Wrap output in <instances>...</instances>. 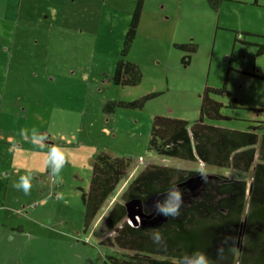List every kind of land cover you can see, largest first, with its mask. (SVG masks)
<instances>
[{"label": "rangeland", "instance_id": "obj_1", "mask_svg": "<svg viewBox=\"0 0 264 264\" xmlns=\"http://www.w3.org/2000/svg\"><path fill=\"white\" fill-rule=\"evenodd\" d=\"M221 3L216 11L209 0H0V151L8 140L7 165L31 184L27 194L16 187L20 178L10 188L11 209L4 214L13 221L11 233L0 234V264H108L107 256L122 250L100 244L115 232L105 229V216L146 164L204 174L195 191L180 188L185 205L202 198L207 182L218 185L231 176L222 168L149 150L155 116L196 122L209 87L230 92L211 97L222 101V112L233 119L208 123L238 130L263 124L264 136V76H257L264 75V53H259L264 0ZM136 11L138 33L125 59L140 66L143 78L137 86H120L110 77L124 58ZM240 31L252 33L241 37ZM185 44L197 48L189 64L183 61L188 53L178 46ZM151 93L159 94L144 107L104 109L109 101ZM231 97L238 98L239 107H227ZM50 149H57L55 163ZM101 151L139 163L86 230L84 194ZM18 209H25L24 216ZM149 210V223L163 220Z\"/></svg>", "mask_w": 264, "mask_h": 264}, {"label": "trees", "instance_id": "obj_2", "mask_svg": "<svg viewBox=\"0 0 264 264\" xmlns=\"http://www.w3.org/2000/svg\"><path fill=\"white\" fill-rule=\"evenodd\" d=\"M222 1L209 0L216 11ZM140 14L137 11L133 14L122 51L124 58L120 59L113 79L114 84L120 86H137L143 78L140 66L125 60L138 33ZM178 46L188 53L183 61L189 64L196 45ZM260 53H264V46ZM209 90L231 95L225 87L209 88L204 95L201 117L196 122L155 116L149 150L163 157L222 168L237 175L238 180H230L228 175L218 185L207 182L202 198L184 205L179 217L167 218L157 226H135L129 220L126 202L137 198L147 202L155 195L166 194L170 186L202 173L177 166L146 164L127 186L122 201L115 203L105 216V229L115 232L100 244L122 250L109 254L108 264H183L177 260L195 252L206 254L210 264H264V136L260 137V125L238 130L208 123L206 119H233L222 112L225 108L222 102L209 98ZM158 94L151 93L132 101H109L104 109L112 112L115 105L141 108ZM228 107H239L238 99L231 97ZM136 161L139 163L138 159L103 151L96 156L90 188L84 194L88 208L86 230L93 226L99 211ZM248 173L251 177L246 178ZM157 231L165 237L163 246H157L151 239Z\"/></svg>", "mask_w": 264, "mask_h": 264}, {"label": "clouds", "instance_id": "obj_3", "mask_svg": "<svg viewBox=\"0 0 264 264\" xmlns=\"http://www.w3.org/2000/svg\"><path fill=\"white\" fill-rule=\"evenodd\" d=\"M52 154V163H55L57 149H50ZM59 167V165H57ZM17 188L22 189L27 194L31 188V184L27 177H21L20 182L16 185ZM164 193L162 200H156L153 204L155 214L166 217L176 218L181 215V211L184 207V192L177 185L170 186ZM150 209L149 211H152ZM154 244L157 246H163L165 244V237L163 233L157 231L151 236ZM184 264H210V261L206 254L201 252H195L191 255L183 258Z\"/></svg>", "mask_w": 264, "mask_h": 264}, {"label": "crops", "instance_id": "obj_4", "mask_svg": "<svg viewBox=\"0 0 264 264\" xmlns=\"http://www.w3.org/2000/svg\"><path fill=\"white\" fill-rule=\"evenodd\" d=\"M257 4L259 0H256ZM14 34V33H13ZM14 36V35H13ZM3 144V148L0 151V234L5 229L6 232H10V224L12 223V219L10 215L5 216L4 211L10 210L11 207H9L8 201L11 200V186L12 183L16 181V184L19 182L18 178H20L18 175V171L15 169V167L8 166L7 161L10 160L11 156L9 155V152L7 149V146L9 145L8 140H4L1 142ZM29 207V206H28ZM27 205H25L24 208H28ZM20 210V216H24L25 209H18ZM18 210H14V215L18 213ZM10 220V221H9ZM13 231V228H12Z\"/></svg>", "mask_w": 264, "mask_h": 264}, {"label": "water", "instance_id": "obj_5", "mask_svg": "<svg viewBox=\"0 0 264 264\" xmlns=\"http://www.w3.org/2000/svg\"><path fill=\"white\" fill-rule=\"evenodd\" d=\"M203 176H204L203 173L191 175L186 181H184L181 184H178L177 186L179 188L188 187V188H191V190L195 191L201 185H203ZM197 178H201V180L199 181V185L192 186L191 185L192 184L191 181H193L194 179H197ZM164 195L165 194H163V195H161V194L155 195L152 198H150L147 202H144L140 198L133 199V200H130V201L126 202V204L128 206V211H129L128 212V217L130 218V220H132L135 225H139L140 222L138 221V218L140 216L142 218L145 217V219H147L146 220V222H147L148 219H150L152 215L151 214L150 215H147V213L144 210V208H145L144 206L146 205L147 209H148V207H149V209H151L150 207H152V205L154 204V202L156 200L162 199ZM162 218H163V220L161 222H151V223H149V221H148L146 223L144 221V225L145 226H157V225L162 224L163 222H165L167 220L166 217H162Z\"/></svg>", "mask_w": 264, "mask_h": 264}, {"label": "flooded vegetation", "instance_id": "obj_6", "mask_svg": "<svg viewBox=\"0 0 264 264\" xmlns=\"http://www.w3.org/2000/svg\"><path fill=\"white\" fill-rule=\"evenodd\" d=\"M250 33H252V32H250ZM250 33H245V32H241V31H240V36L242 37L243 35H248V34H250ZM240 40H241V39H240ZM241 41H242V40H241ZM244 43H246V41H244ZM262 46H264V45H261V47H262ZM261 47H260V52H261ZM122 51H123V50H122ZM260 52H259V53H260ZM260 54H262V53H260ZM120 59H122V57H121ZM120 59H119V61H118L117 64H116V67H115L116 69L114 70V74H113V76L110 77V82H113V79H114V77H115V75H116V73H117V71H118V68H117V67H118V63L120 62ZM125 60H127V59H125ZM127 61H130V60H127ZM131 62H133V61H131ZM135 63H136V62H135ZM257 76H261V77H262V76H264V75H257ZM113 83H114V82H113ZM224 87H225V86H224ZM209 88H210V87H209ZM209 88H208V89H209ZM221 88H222V87H221ZM211 89H215V88H211ZM207 93H209V98H212V97H211V94L214 93V92H211V91L209 90ZM215 94H216V93H215ZM205 95H206V94H205ZM235 98H236V97H235ZM212 99H213V98H212ZM237 99H238V98H237ZM203 100H204V99H203ZM213 100L220 101V100H217V99H213ZM220 102H222V101H220ZM222 103H223V102H222ZM223 104H224V103H223ZM227 107H228V105H227ZM261 111H264V109H261ZM263 123H264V121H263ZM262 127H263V124H260V128H262ZM230 177H231L230 180H234V181H235V180H236V181L238 180V176L235 175V174H233L232 172H231V176H230ZM230 180H229V181H230ZM115 203H117V202L115 201V202H113V203L111 204V206H110V208H109V211H107V213L111 211V209H112V207L114 206ZM144 210L146 211V208H144ZM144 221H145V220H144ZM144 221L140 219V220H139V222H140L139 225H135V224H133V223H132V224L135 225V226H140L141 224H142V225L144 224ZM145 222H146V221H145ZM146 223H147V222H146ZM178 261H179L180 263H182L181 261H183V260H180V259H179V260H177V262H178ZM183 264H184V263H183Z\"/></svg>", "mask_w": 264, "mask_h": 264}]
</instances>
